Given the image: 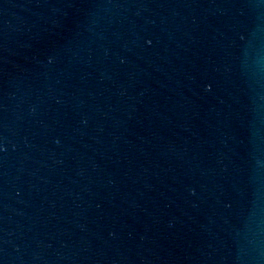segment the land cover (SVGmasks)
<instances>
[{"label":"water","instance_id":"water-1","mask_svg":"<svg viewBox=\"0 0 264 264\" xmlns=\"http://www.w3.org/2000/svg\"><path fill=\"white\" fill-rule=\"evenodd\" d=\"M0 264H264V0H0Z\"/></svg>","mask_w":264,"mask_h":264}]
</instances>
